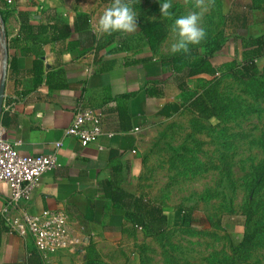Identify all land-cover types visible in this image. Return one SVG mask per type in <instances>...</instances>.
<instances>
[{"label":"crops","instance_id":"crops-1","mask_svg":"<svg viewBox=\"0 0 264 264\" xmlns=\"http://www.w3.org/2000/svg\"><path fill=\"white\" fill-rule=\"evenodd\" d=\"M6 1L0 5V79L3 70L6 73L0 126L20 155L56 151L58 156L57 168L42 176L25 211L38 216L44 210H64L70 235L81 245L75 253L64 251L47 258L36 254L30 239L5 228L1 211L10 190L1 183L0 264H137L141 251L156 237L146 236L129 222L109 193L123 190L142 197L130 181L139 172L143 128L177 107H188L190 98L200 94L190 91L192 78L185 80L186 91L179 90L176 76L161 64L181 53L170 50L176 34L172 36L166 15L138 20L165 23L166 37L151 51L138 28L133 33L100 30L99 19L110 1ZM19 11L29 12L33 24L57 29L66 24L71 34L64 40L41 34L11 46L19 31ZM79 15L86 17L85 26L75 25ZM218 57L211 60L217 71ZM77 109L98 113L103 133L111 137L102 136L87 147L65 137ZM59 142L62 146L55 150ZM17 215L12 212L7 218Z\"/></svg>","mask_w":264,"mask_h":264},{"label":"rangeland","instance_id":"rangeland-1","mask_svg":"<svg viewBox=\"0 0 264 264\" xmlns=\"http://www.w3.org/2000/svg\"><path fill=\"white\" fill-rule=\"evenodd\" d=\"M160 2L131 0L129 6L143 21L163 16ZM171 4V29L178 16L200 15L206 37L192 47L203 51L217 37L224 47L214 59L218 73L190 81L192 94L205 93L214 115L204 119L180 106L142 130L131 188L168 219L137 264H264V0ZM259 40L258 74L241 79L221 69L222 62L241 64Z\"/></svg>","mask_w":264,"mask_h":264},{"label":"trees","instance_id":"trees-1","mask_svg":"<svg viewBox=\"0 0 264 264\" xmlns=\"http://www.w3.org/2000/svg\"><path fill=\"white\" fill-rule=\"evenodd\" d=\"M102 1L112 2V0ZM124 2L129 5L131 0H124ZM3 3L4 0H0V5ZM17 15L20 26L17 36L10 42L11 46L16 45L18 42L35 40L41 34L51 33L52 40H64L71 34V29L66 24L57 29L49 24H33L29 19V12L19 11ZM85 19L86 17L77 16L75 25L79 23L82 24L81 26H85L87 22ZM138 30L151 51L155 50L167 35L165 23L160 20L150 22L138 21ZM223 47L224 42L222 43L219 37H217L216 39L208 40L204 44L203 51H200L197 47H191L187 52H181L179 55L162 60L161 64L169 67L172 75L176 76L177 81H179L178 89L186 91V79L199 75L214 76L218 72L211 60L217 54H221ZM262 54L263 43L259 40L251 50H246L245 54L243 53V62L241 64L236 63L235 60L223 62L221 69L241 79L252 78L259 72L256 62ZM187 106L201 118L209 119L214 115L213 109L206 101L205 93L193 95L188 101ZM109 198L124 211L127 220L139 226L146 236L157 238L166 230L167 217L160 205L123 190L109 193ZM5 228L8 230L7 227ZM88 264L100 263L90 262Z\"/></svg>","mask_w":264,"mask_h":264},{"label":"built area","instance_id":"built-area-1","mask_svg":"<svg viewBox=\"0 0 264 264\" xmlns=\"http://www.w3.org/2000/svg\"><path fill=\"white\" fill-rule=\"evenodd\" d=\"M12 4V0H7ZM65 137L75 139L81 147L94 144L105 134L101 128V116L90 109H77L70 125L64 130ZM14 143L6 137L0 126V184H5L10 195L1 211L8 230L23 238L30 239L34 252L42 258L60 252H78L81 241L70 235L68 217L64 210H44L38 216L29 215L25 205L32 193L37 190L42 176L58 166L56 151L48 155L23 156L15 149ZM62 143H56L55 150ZM12 212L18 215L7 218Z\"/></svg>","mask_w":264,"mask_h":264},{"label":"clouds","instance_id":"clouds-1","mask_svg":"<svg viewBox=\"0 0 264 264\" xmlns=\"http://www.w3.org/2000/svg\"><path fill=\"white\" fill-rule=\"evenodd\" d=\"M172 7L171 0H163L159 3L161 15H170L168 10ZM200 15L196 12L181 15L175 18L172 31L176 34V40L171 45V52H187L189 45H198L206 37V32L199 23ZM99 28L104 33H133L138 28V20L135 11L124 0H112L99 19Z\"/></svg>","mask_w":264,"mask_h":264},{"label":"water","instance_id":"water-1","mask_svg":"<svg viewBox=\"0 0 264 264\" xmlns=\"http://www.w3.org/2000/svg\"><path fill=\"white\" fill-rule=\"evenodd\" d=\"M5 77H6V73H5V70H3L2 76H1V79H0V114H1L4 86H5Z\"/></svg>","mask_w":264,"mask_h":264}]
</instances>
